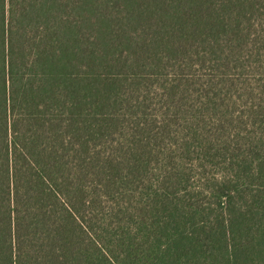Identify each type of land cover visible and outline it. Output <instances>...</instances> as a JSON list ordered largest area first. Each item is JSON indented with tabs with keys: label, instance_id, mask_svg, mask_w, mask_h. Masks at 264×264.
<instances>
[{
	"label": "trees",
	"instance_id": "1",
	"mask_svg": "<svg viewBox=\"0 0 264 264\" xmlns=\"http://www.w3.org/2000/svg\"><path fill=\"white\" fill-rule=\"evenodd\" d=\"M0 264H264V0H0Z\"/></svg>",
	"mask_w": 264,
	"mask_h": 264
}]
</instances>
